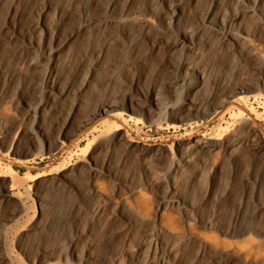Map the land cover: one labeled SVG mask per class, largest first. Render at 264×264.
<instances>
[{"label":"rangeland","instance_id":"rangeland-1","mask_svg":"<svg viewBox=\"0 0 264 264\" xmlns=\"http://www.w3.org/2000/svg\"><path fill=\"white\" fill-rule=\"evenodd\" d=\"M169 1L58 0L48 18L57 38H44L33 29L43 0H0V167L18 171L23 183L9 193L26 208L6 232L14 264H160L161 255L166 264H264V0H184L186 16L173 24ZM209 9L225 25L207 22ZM235 10L247 11L241 23L229 20ZM84 12H134L150 23L100 21L60 64L50 49ZM12 19L39 46L21 50V40H10ZM195 30L193 48L176 45ZM229 30L238 44L224 40ZM189 59L200 64L197 85L187 78ZM49 82L69 94L48 95ZM233 83L243 98L215 116L213 100ZM108 101L118 109L85 124ZM118 126L125 139L114 136ZM214 136L226 142L216 153L203 147ZM1 179L0 231L20 205L4 196ZM140 200L147 207L138 213ZM159 209L173 217L175 233L162 231ZM236 244L260 248L246 257ZM0 264H10L1 251Z\"/></svg>","mask_w":264,"mask_h":264},{"label":"bare ground","instance_id":"bare-ground-1","mask_svg":"<svg viewBox=\"0 0 264 264\" xmlns=\"http://www.w3.org/2000/svg\"><path fill=\"white\" fill-rule=\"evenodd\" d=\"M57 1L58 0H43V3L41 7L38 9L37 14L38 17L33 23V29L37 33H42L44 38H52L55 37L57 38L56 35V29L52 28L49 25V16L51 12L55 9L57 6ZM65 3H71L73 0H63ZM109 6L112 5L115 0H107ZM184 0H170L168 2V22L170 24L176 23L181 21L185 16H186V8L185 5L183 4ZM216 4L217 6L222 5L223 0H213V4ZM247 11L242 12L240 10H235L229 15V20L231 22H238L241 23L243 20L244 16L246 15ZM82 18L78 26L71 31L65 38L63 39H58L55 47L50 49V52L53 53L56 58L57 62L60 64H66L67 60L69 59V47L71 43L79 36V34L84 30L87 29L96 23L100 21H111V20H118L127 23L128 21H132L134 23H137L139 25H148L150 23V18L147 15H136L134 12H129L126 14V16H109V17H98L92 14H89L88 12H84L82 14ZM224 15L222 12H219L217 16L213 18L211 14V10L209 9L207 12V15L205 17L207 22H212L213 25L215 26H220V25H225V20H224ZM117 21V22H118ZM8 30H9V39L10 40H21L22 46L20 47L21 50L24 49H33L39 46V40L35 38L34 36H31L29 33H24L19 31L15 21L12 19L11 21L8 22ZM199 35L198 30H195V32L187 33L184 32L183 35L177 40L176 45L180 44H190L192 48L196 45L195 41L197 40V37ZM224 40L227 41H234L236 44L240 42V38L237 35V33L233 32L232 30H229L228 32L225 33L224 35ZM29 62L30 59L26 58L24 62ZM23 61L21 62L24 63ZM20 63V62H19ZM18 63V64H19ZM20 65V64H19ZM18 65V66H19ZM25 65V63H24ZM184 66L187 68L186 74L187 78H189L190 82L193 84H198L200 83L199 81H194V73L196 71H200V64L199 62H196L194 59H189L184 62ZM143 92V91H142ZM47 93L48 95H66L69 94V91L67 89H62L60 88L57 84L53 82H49L47 86ZM243 86L239 83H233L229 87V89L226 91L224 95V99H215L213 100L211 106L212 108L216 111L215 116H224L227 112L231 111L232 108H234L236 105L240 103V100L243 98ZM148 99L154 101L157 107L161 105V101L157 96H154L153 94H148L146 95ZM192 101V100H191ZM196 104V103H195ZM125 107L131 110H134L133 105L125 104ZM151 108V107H149ZM117 102L116 101H108L104 103L102 106L99 107V109L89 116L88 120L85 122V124H88L89 122L92 121L95 117L98 115H101L103 113H110L113 110H117ZM33 110V109H32ZM150 113H152L153 109H148ZM35 111V110H34ZM195 113H200L201 110L199 108H194L193 110ZM243 110H240V114L242 115ZM115 113H121V111H117ZM132 117H135L132 115ZM173 119L176 121H183V118H181V115H174L173 114ZM107 118V117H106ZM105 119V118H104ZM103 119V120H104ZM133 119V118H132ZM135 119V118H134ZM107 120V119H106ZM105 121V120H104ZM174 121V122H176ZM123 128L118 126L116 127L112 132L114 136L119 137L120 139H125V132L122 130ZM109 131V130H108ZM106 132V131H105ZM110 134V133H109ZM242 136V135H241ZM243 138V136H242ZM242 138H239V140H242ZM119 139V140H120ZM244 139V138H243ZM203 142V141H202ZM201 142V143H202ZM129 144V143H128ZM226 142L222 139V137L219 136H214L211 137L208 143L204 144L203 147L208 146L210 148V151L212 153L218 152L219 149H221ZM192 159L190 157H187L186 161L190 162ZM18 171L15 169H9L8 171H4L0 167V177L2 178L1 180L3 181L1 187H2V192H4V196L10 199L16 198V194L14 193H9L15 188V186H18L23 183L22 179L17 176ZM25 175V174H24ZM60 178V177H59ZM62 179V178H61ZM24 185V184H23ZM94 189L96 193H104L102 187L98 182L94 183ZM19 195V194H18ZM16 200L20 203L19 208L15 209V212L5 218V223L2 226V229L0 231V251L4 254L5 260H8L10 264L13 263L11 259V254L5 249V241H6V232L7 229L10 227V222L16 219L17 217L21 214H23L26 211V208L24 207L23 200H21L19 196H17ZM179 202V201H178ZM147 207V204L144 201H139L138 202V207H137V212L140 213V211ZM110 215V214H109ZM17 218V219H18ZM15 221V220H14ZM159 221L162 226V231L168 232V233H175L177 231V226L175 223V220L173 217L169 216L164 210L159 209ZM191 232V231H189ZM203 240H205L206 244L212 248L218 247L217 241L212 239L211 237L205 236V235H200ZM159 240L151 241L150 242V247H153L154 244L158 245ZM259 246L250 244L248 246L241 247L240 245L236 244L234 246V250L237 252H241L243 255L246 257L257 254L259 251ZM182 254V253H181ZM179 255H177V258ZM182 255L180 256V258ZM84 258L89 261L94 259L93 255V250L92 247L88 249L86 252ZM179 258V259H180ZM159 263L160 264H166L165 262V257L161 255L159 257ZM14 264V263H13Z\"/></svg>","mask_w":264,"mask_h":264}]
</instances>
